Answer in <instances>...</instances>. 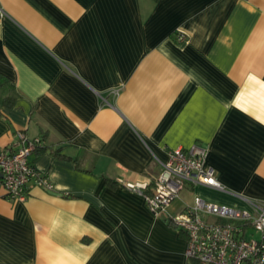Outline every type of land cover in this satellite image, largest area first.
<instances>
[{
	"label": "crops",
	"instance_id": "crops-1",
	"mask_svg": "<svg viewBox=\"0 0 264 264\" xmlns=\"http://www.w3.org/2000/svg\"><path fill=\"white\" fill-rule=\"evenodd\" d=\"M0 73V148L40 137L52 183L0 197V264H187L136 188L178 146L207 147L227 191L185 187L168 216L264 200V0H0Z\"/></svg>",
	"mask_w": 264,
	"mask_h": 264
},
{
	"label": "built area",
	"instance_id": "built-area-1",
	"mask_svg": "<svg viewBox=\"0 0 264 264\" xmlns=\"http://www.w3.org/2000/svg\"><path fill=\"white\" fill-rule=\"evenodd\" d=\"M176 40L187 41L182 34H177ZM39 145L40 137L17 132L9 145L0 148V197L23 200L31 185L52 188L50 180L29 159ZM207 154V147L198 143L170 149L149 192H142L146 186L136 188L153 215L165 216L186 234L187 260L199 264H264V200L246 199L247 208H235L194 195L180 212L167 215V208L185 187L203 185L227 191L215 170L206 164ZM127 187L134 188L130 184Z\"/></svg>",
	"mask_w": 264,
	"mask_h": 264
},
{
	"label": "trees",
	"instance_id": "trees-1",
	"mask_svg": "<svg viewBox=\"0 0 264 264\" xmlns=\"http://www.w3.org/2000/svg\"><path fill=\"white\" fill-rule=\"evenodd\" d=\"M157 2L158 0H152ZM18 93L16 91L14 83L8 79L6 76L0 73V108L1 107H11ZM41 145L37 146L35 150L41 149ZM150 187H146L142 192L148 193ZM187 264H199L198 261L194 259H189Z\"/></svg>",
	"mask_w": 264,
	"mask_h": 264
},
{
	"label": "rangeland",
	"instance_id": "rangeland-1",
	"mask_svg": "<svg viewBox=\"0 0 264 264\" xmlns=\"http://www.w3.org/2000/svg\"><path fill=\"white\" fill-rule=\"evenodd\" d=\"M180 196H181V197L185 196L186 198H189V197H188V194H186L185 192H184V193L181 192V193H180Z\"/></svg>",
	"mask_w": 264,
	"mask_h": 264
}]
</instances>
